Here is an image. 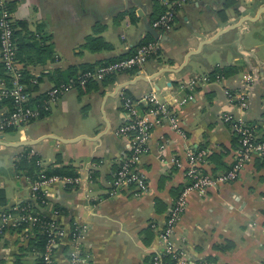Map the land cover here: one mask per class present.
Instances as JSON below:
<instances>
[{
  "label": "crops",
  "instance_id": "1",
  "mask_svg": "<svg viewBox=\"0 0 264 264\" xmlns=\"http://www.w3.org/2000/svg\"><path fill=\"white\" fill-rule=\"evenodd\" d=\"M4 1L16 2L14 23L28 24L17 45H21V66L38 80L33 103L58 86V73L67 74L70 81L133 55L153 38L146 25L152 26L162 15L157 14L158 7L175 12L171 29L158 30L160 51L143 68L117 75L112 84L98 80L77 85L41 118L15 129L16 140L0 133V141L6 143L48 135L66 140L46 138L30 146L41 158L40 171L68 167L76 176L64 177L79 180L73 187L46 188L52 205L36 207L65 229L67 240L75 227L85 228L82 264H155L156 259L163 264L160 233L187 185L188 154L207 152L201 167L207 174L229 170L239 148L232 125L224 121L231 113L264 142V12L259 14L264 0H234L226 8L229 0ZM244 17L254 21L212 40ZM28 44L42 47L43 54ZM119 85L125 87L116 93ZM225 90L244 93L247 107L231 105ZM124 91L135 101L155 93L173 110L186 135L177 133L168 121L153 126L149 152L139 165L149 186L141 195L132 189L113 193L112 183L127 152V142L116 135L129 120L121 105ZM190 96L193 100L181 107L180 102ZM9 110L3 104L0 116ZM24 148L0 145V167L7 162L13 175L7 180L0 176L7 197L0 211L32 201L30 179L14 167ZM53 208L59 215H53ZM69 241L59 247L57 264H71ZM173 242L187 264H264V157L245 164L236 180L209 190L206 196L190 193ZM25 244L17 233H6L0 239V264H17L18 259L21 264H39Z\"/></svg>",
  "mask_w": 264,
  "mask_h": 264
},
{
  "label": "built area",
  "instance_id": "2",
  "mask_svg": "<svg viewBox=\"0 0 264 264\" xmlns=\"http://www.w3.org/2000/svg\"><path fill=\"white\" fill-rule=\"evenodd\" d=\"M187 1L189 0H178L179 4H184ZM4 2V0H0V9H2L0 12V61L8 78H0V102L10 100L13 103V110L6 111L0 116V133L8 129H21L30 125L33 121L41 118L43 111L50 110V105L56 102L60 96L77 85L86 86L91 81H102L107 77L140 70L160 51L158 41L148 42L140 46L133 55L103 65L95 70L86 71L79 78L71 79L67 84L50 89L47 94L48 99L44 101L43 111H41L30 103L31 94L23 82V69L16 55L13 14L4 7ZM174 20L175 12L169 10L158 17L153 22L152 27L157 31H168L171 29ZM204 79L206 80V78ZM225 95L234 107L241 109L247 107V98L244 93L225 90ZM188 100L192 101L193 97L190 96L187 100L180 102L179 105L182 107ZM121 105L127 112L129 120L116 130V135L127 142V152L120 162L112 183L113 193L118 194L122 190L132 189L136 195H141L148 191L149 186L139 170V165L149 152L153 126L168 121L177 133L183 137L186 135L181 130L173 110L161 102L155 93L146 96L143 101H135L122 96ZM224 121L232 125V130L239 144L234 164L225 172L210 175L203 172L201 168L206 160L207 152L205 150L190 152L188 154L189 169L186 173L187 185L169 210L165 227L160 233L165 255L170 256L179 264H187V260L185 254L175 248L173 236L185 211L188 195L195 192L201 196H206L209 190L236 180L245 164L252 162L254 158L264 157V142L259 140L251 126L236 118L232 113L225 115ZM173 163L180 166L176 160H173ZM41 165L40 162L39 166L41 167ZM30 183L32 203L23 208L17 205L10 210L0 212V239L6 233L13 231L23 242L29 244L35 237L34 229L40 228L47 233L48 242L42 253L33 249L32 254L38 257L39 264H57L56 253L59 247L69 240L70 252L68 256L70 263L82 264L85 261L82 251L85 228L75 227L67 240L65 229L60 227L56 221L52 219L50 221L49 217L43 215V212H37L34 207L36 202H39L43 209L52 205L49 200L50 194L46 192V188L53 184L73 187L79 183V180L73 177L48 176L45 171H42L36 180H30ZM52 212L54 216L59 215V211L54 208ZM155 264H159L157 259ZM199 264L208 263L199 262Z\"/></svg>",
  "mask_w": 264,
  "mask_h": 264
},
{
  "label": "trees",
  "instance_id": "3",
  "mask_svg": "<svg viewBox=\"0 0 264 264\" xmlns=\"http://www.w3.org/2000/svg\"><path fill=\"white\" fill-rule=\"evenodd\" d=\"M15 3L16 2H4V7L7 8L11 13H13L15 11V7H16ZM233 4H234V0H229V1H227L225 8L230 7ZM1 10L2 9H0V12H1ZM165 13H166L165 9H163L161 6L158 7V12H157L158 15H160V14L163 15ZM14 28H15L14 38H15V43H16L17 60L19 61V63H22V61H21L22 59H20L22 56L21 45H17V43L20 44L18 41L19 36L21 34H23L24 31L27 32L28 24L26 22H23V21H17L16 23H14ZM151 41H155V40L151 37L147 42H151ZM27 46H29L30 48L32 47V49L38 48L39 53L43 54L42 53V51H43L42 47L39 48V47H37L36 44H28ZM45 53L49 54V51H46ZM41 63H45V62L42 61ZM22 69H23L22 71H23V77H24L23 82L27 85L28 92L30 94H32V93L36 92V90H37L38 80L33 78V76L30 73H28L23 67H22ZM134 72H136V71L133 70L132 72H129V73H134ZM57 76H58V80H57L58 86H56V87H59L63 84H67L69 82L68 81L69 76L67 74L58 73ZM115 77L116 76L107 77L104 79V81L107 84H112L116 80ZM0 78H8V75H6V70H5V68L1 62H0ZM88 84H86V85H88ZM122 96L129 97V98L133 99L131 97V95L126 91L123 92ZM47 98L48 97L46 95V98L40 99L36 103H33V100L31 99L30 103L33 105L35 104L34 106L36 108H39V109H41V111H43V104H44V101L47 100ZM133 100H135V99H133ZM5 103L8 104V106L10 108L9 111L13 110V103L10 100L0 102V106H2ZM5 132L6 133H14L15 129H8V130H5ZM259 140L262 141V139H259ZM40 161H41V158L38 155H35V153L32 151V148L26 147V148H24L23 152L14 161V167H15L16 171H18L19 173H23V175H26L28 179H30L31 181H34V180H36L38 175L42 172V170L40 171L41 167L39 166ZM45 174L48 176L57 175V176H62V177H64V176H73V177L76 176L74 171L68 167H64V168H52L51 167V168H49L48 172H45ZM29 203H32V202L22 203L21 205H18V206L23 208V207H26ZM6 205H7L6 191L4 189L0 188V209L5 208ZM36 205L41 206V204L39 202H36L34 204L36 211L39 212L40 209H38V207H36ZM4 211H7V209ZM0 212H3V211H0ZM49 220L51 221L50 218H49ZM34 230H35L34 231L35 237L29 242V244H28L29 248L27 250L35 249L38 252L42 253L44 251V248H45L47 242H48V235L44 230H41L40 228H36ZM162 262H163V264L164 263L165 264L166 263L167 264H177V262L172 260L170 256H166ZM16 263L21 264L19 259Z\"/></svg>",
  "mask_w": 264,
  "mask_h": 264
},
{
  "label": "water",
  "instance_id": "4",
  "mask_svg": "<svg viewBox=\"0 0 264 264\" xmlns=\"http://www.w3.org/2000/svg\"><path fill=\"white\" fill-rule=\"evenodd\" d=\"M262 12H264V7L261 8V10L259 11V14H261ZM139 14L142 16V12H139ZM247 21H254V19H253V18H249V17H244V18H242V19L240 20L239 23L234 24V25L228 27L227 29L218 32V34H217L216 36H214V37L212 38V40H213V39H216V38L219 37L220 35H222V34H224L225 32H227L228 30H231V29H234V28H238V27H240L243 23H245V22H247ZM146 29H147V31L153 36V38H154L155 40H157V41L161 40V34H160L157 30H155L152 26H150L149 24H147V25H146ZM126 86H127V85H126ZM124 87H125V86H123V85H119V86H117V91H116V93H119ZM46 138L56 139V140H58V141H60V142H65V141H66V140H63V139L58 138V137H56V136L48 135V136H46V137H44V138H41V139H39V140H28V141H22V142H16V143H6V142H3V141H0V145L11 146V147H15V148H17V147H30V146H35V145H37L41 140H44V139H46ZM1 139H3V136H2ZM75 141H77V140H75ZM67 142H68V141H67Z\"/></svg>",
  "mask_w": 264,
  "mask_h": 264
},
{
  "label": "rangeland",
  "instance_id": "5",
  "mask_svg": "<svg viewBox=\"0 0 264 264\" xmlns=\"http://www.w3.org/2000/svg\"><path fill=\"white\" fill-rule=\"evenodd\" d=\"M5 137H6L7 140L13 141V140H16L18 138V134L6 133ZM1 166L2 167H0V176H2L3 180H7L5 178L6 176L13 177L12 169L10 167H8V163L7 162L2 164Z\"/></svg>",
  "mask_w": 264,
  "mask_h": 264
}]
</instances>
